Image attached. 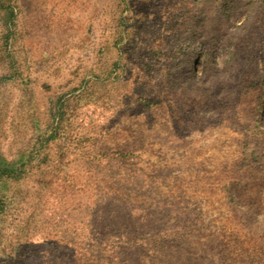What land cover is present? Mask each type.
Listing matches in <instances>:
<instances>
[{"label":"rangeland","instance_id":"rangeland-1","mask_svg":"<svg viewBox=\"0 0 264 264\" xmlns=\"http://www.w3.org/2000/svg\"><path fill=\"white\" fill-rule=\"evenodd\" d=\"M0 264H264V0H0Z\"/></svg>","mask_w":264,"mask_h":264},{"label":"trees","instance_id":"trees-1","mask_svg":"<svg viewBox=\"0 0 264 264\" xmlns=\"http://www.w3.org/2000/svg\"><path fill=\"white\" fill-rule=\"evenodd\" d=\"M23 163L20 164V166H17L16 164H13L11 162H6L3 159L0 158V179L2 178H14L17 174H21L24 170L20 167ZM7 197H4V195L0 194V217L4 215L5 207L7 204Z\"/></svg>","mask_w":264,"mask_h":264}]
</instances>
